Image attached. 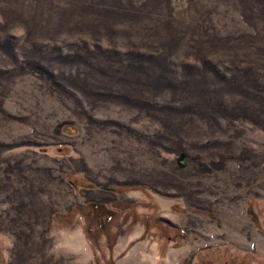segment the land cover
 I'll return each instance as SVG.
<instances>
[{
    "label": "rangeland",
    "instance_id": "rangeland-1",
    "mask_svg": "<svg viewBox=\"0 0 264 264\" xmlns=\"http://www.w3.org/2000/svg\"><path fill=\"white\" fill-rule=\"evenodd\" d=\"M0 264H264V0H0Z\"/></svg>",
    "mask_w": 264,
    "mask_h": 264
}]
</instances>
